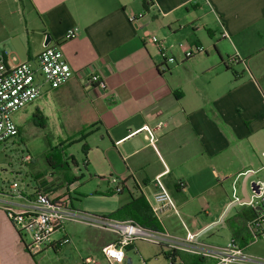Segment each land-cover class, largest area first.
Segmentation results:
<instances>
[{
  "label": "crops",
  "instance_id": "obj_1",
  "mask_svg": "<svg viewBox=\"0 0 264 264\" xmlns=\"http://www.w3.org/2000/svg\"><path fill=\"white\" fill-rule=\"evenodd\" d=\"M141 13L136 22L130 21ZM74 27L78 34L66 38ZM147 34L163 40L174 61H165ZM47 38L48 44L62 50L74 75L58 88L46 87L36 113L46 122L52 114L54 122L75 132L72 142L86 143L83 165L88 172L93 167L96 174L119 179L123 185L119 207L141 194L150 205L157 190L154 178L166 168L169 172L163 179L180 216L170 210L160 223L165 231L170 222L180 223L183 233L178 236L186 235L184 225L200 234L218 222L232 203L235 179L242 198V181L250 177L246 191L247 198L252 197L250 184L264 172V0H0L1 52L37 63ZM179 43L190 48L202 45L206 52L186 58ZM234 55L240 61L231 65L228 59ZM94 74L104 86L90 81ZM71 159L78 167L77 159ZM65 166L73 170L69 161ZM51 168L49 177L35 175L34 191L54 196L67 191L68 183H53L57 173ZM32 195L26 194L27 202L17 205H30ZM202 210L205 217L193 216ZM258 213L259 206L247 203L231 208L225 217L231 238L238 240L233 224L249 231V222ZM65 235L75 255L68 250L62 257L65 262L61 257L58 261L81 264L86 256L67 229L61 238ZM115 239L113 233L95 229L86 247L102 250ZM261 240L245 244L246 251ZM137 242L128 251L138 249ZM67 244L38 255L57 254ZM165 246L160 244L162 251ZM167 252L165 256L172 254L179 264L213 263L182 251ZM0 264H39L26 250L3 203Z\"/></svg>",
  "mask_w": 264,
  "mask_h": 264
},
{
  "label": "built area",
  "instance_id": "obj_2",
  "mask_svg": "<svg viewBox=\"0 0 264 264\" xmlns=\"http://www.w3.org/2000/svg\"><path fill=\"white\" fill-rule=\"evenodd\" d=\"M154 0H150V3ZM142 13L132 15L129 19L136 22ZM78 27L70 28L66 38H73L78 34ZM223 36H228L227 32ZM147 39L156 44L165 61H174L170 48L157 35L147 34ZM186 58L198 53H205L202 45L187 47L179 43ZM240 57L231 56L228 63L235 65L239 63ZM74 72L64 57L62 50L57 45L47 44L38 55L36 67L28 60H22L18 55L0 51V145L16 136H20L19 125L14 114L22 110L27 104L39 99L45 92L46 87L58 88L68 82ZM90 81L100 86L105 83L98 74L91 76ZM160 126V125H159ZM153 146L156 148L155 143ZM264 156V151L262 152ZM25 163H31L33 156L25 152L22 156ZM264 171V163L261 166ZM169 172L168 168L154 178L156 193L149 200L154 215L160 220L163 214L173 210L180 216L176 202L164 182V175ZM237 179L233 182L232 202L240 200ZM185 183L180 180L179 186L184 187ZM256 189L247 202L251 206H259L258 215L249 222L248 228L252 235V241L264 239V177L255 180ZM17 190L19 198L26 196L24 190L18 189L16 182L10 186ZM75 186L67 184V191L59 195H52L45 190H35L30 205L23 206V209H6L7 214L22 236L29 235L28 240H23L26 250L31 255H36L47 248L69 243L71 239L65 235L55 240L53 235L57 232L64 233L66 224L77 222L89 227L113 233L116 239L102 248V251L110 264L124 263L127 258L128 248L138 240H149L158 244L166 245L170 250L182 251L202 258L213 260L212 264H264V257H255L246 251V246L236 238H231L224 246L216 248L202 247L199 242V235L187 229L184 237L173 236L168 231L156 230L145 227L131 219H117L108 215L86 214L79 212L73 206L72 193ZM121 183L116 187V192H121ZM169 258L175 264L173 255ZM81 264H97L93 255L83 258Z\"/></svg>",
  "mask_w": 264,
  "mask_h": 264
},
{
  "label": "rangeland",
  "instance_id": "obj_3",
  "mask_svg": "<svg viewBox=\"0 0 264 264\" xmlns=\"http://www.w3.org/2000/svg\"><path fill=\"white\" fill-rule=\"evenodd\" d=\"M30 62L36 67L34 61ZM40 105L41 99H37L14 114L24 140L20 136H16L11 138L8 143L0 145V203L4 204L5 209L7 207L23 209V206L17 204L27 201L16 196L18 191L12 189L11 184L16 182L19 190H24L28 195L33 194L34 185L38 181L35 175L43 174L44 177H49V171L53 169L49 160L52 159L59 162L54 168L57 176L52 179L53 183L73 182L72 185L77 188L75 209L86 214L108 215L110 211L120 205L119 192L111 196L107 194L110 190H116L119 179L109 173L96 174L91 166L92 169L90 168V172H88L83 165L84 142L79 140L72 142L75 132L70 130L68 125H60L54 122L55 118L52 114H48L49 120L46 125H38L35 122L34 114ZM27 151L33 156L31 163H25L22 160L23 154ZM72 157L77 159L78 167L73 164ZM67 161L71 163L73 170L65 166ZM95 164L98 163L95 162ZM75 167L78 168L77 171L74 170ZM75 172H77L76 178L74 177ZM259 177H264V172L260 173ZM226 188L231 195V186L228 185ZM147 192L150 193V190L148 189ZM193 216L203 218L206 216V212L202 210L200 213L196 212ZM193 216H191V219H193ZM66 229L72 236L78 251L84 253L85 256L93 255L97 260V264H110L100 248L90 251L86 247L89 236L95 234L94 228L82 223L69 222L66 224ZM168 229L173 236L183 233L180 223L177 224L176 221L170 222ZM61 236L62 232H57L53 235V238H61ZM22 238L26 241L29 239V235L22 236ZM198 239L202 247L212 249L226 245L231 239V232L226 225L218 224L199 235ZM137 247L138 249H130L127 252L126 261L120 264H126L128 259H131L132 264H172L171 259L165 256V252L168 253L167 251L170 250L168 246L163 247L162 251L158 243L149 240H138ZM68 250L70 256L75 255L72 244L68 243L64 250L58 251V255L53 254L51 251V253L41 254V256L38 254L32 256L37 257L39 264H60L58 258H64ZM248 252L264 253V241L261 240L251 244L248 247ZM175 263L179 264V259Z\"/></svg>",
  "mask_w": 264,
  "mask_h": 264
},
{
  "label": "trees",
  "instance_id": "obj_4",
  "mask_svg": "<svg viewBox=\"0 0 264 264\" xmlns=\"http://www.w3.org/2000/svg\"><path fill=\"white\" fill-rule=\"evenodd\" d=\"M229 68L233 66L227 65ZM236 73V72H235ZM35 122L38 125H46V119L43 116H40L38 113L34 114ZM20 135L23 136L22 131L20 130ZM83 150H87L86 143L83 144ZM52 167H56L57 164H54L53 160H49ZM108 216L117 218V219H131L141 225L156 229L163 230V227L160 223V220L154 215L150 205L147 202L146 197L141 194L136 198H133L132 201L128 204H125L116 210L110 212ZM233 236L237 237L239 242L243 245L250 243L252 241V235L249 233L245 225H232Z\"/></svg>",
  "mask_w": 264,
  "mask_h": 264
},
{
  "label": "water",
  "instance_id": "obj_5",
  "mask_svg": "<svg viewBox=\"0 0 264 264\" xmlns=\"http://www.w3.org/2000/svg\"><path fill=\"white\" fill-rule=\"evenodd\" d=\"M50 39L47 38L46 41H45V45H47L49 43ZM250 177L249 176H245L243 181H242V198H240L239 201H236V202H232L228 208L225 210L224 214L222 215L221 219L216 222L215 224L213 225H210L206 230H204L203 232H201L199 235H201L202 233H204L205 231H207L208 229L214 227L215 225H218V224H223V225H226L225 224V217L227 216V214L229 213V211L231 210V208L239 205V204H244V203H247L249 201V198L248 197V192L246 191V187H247V182H248V179ZM251 186V190H255L256 189V185H255V181L251 182L250 184ZM126 264H132V261L131 259H128L127 263Z\"/></svg>",
  "mask_w": 264,
  "mask_h": 264
}]
</instances>
